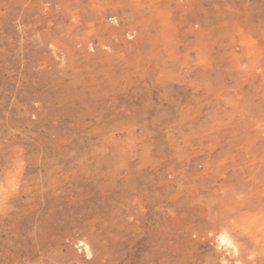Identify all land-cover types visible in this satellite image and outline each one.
Returning <instances> with one entry per match:
<instances>
[{"label":"rangeland","instance_id":"rangeland-1","mask_svg":"<svg viewBox=\"0 0 264 264\" xmlns=\"http://www.w3.org/2000/svg\"><path fill=\"white\" fill-rule=\"evenodd\" d=\"M0 264H264V0H0Z\"/></svg>","mask_w":264,"mask_h":264}]
</instances>
